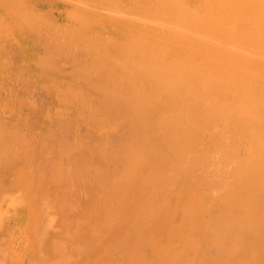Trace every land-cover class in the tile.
<instances>
[{
    "label": "bare ground",
    "instance_id": "obj_1",
    "mask_svg": "<svg viewBox=\"0 0 264 264\" xmlns=\"http://www.w3.org/2000/svg\"><path fill=\"white\" fill-rule=\"evenodd\" d=\"M37 83L56 116L0 115L5 264H264V0H0V104Z\"/></svg>",
    "mask_w": 264,
    "mask_h": 264
},
{
    "label": "rangeland",
    "instance_id": "obj_2",
    "mask_svg": "<svg viewBox=\"0 0 264 264\" xmlns=\"http://www.w3.org/2000/svg\"><path fill=\"white\" fill-rule=\"evenodd\" d=\"M17 57H18V55L17 54H13V58H15V60L17 59ZM30 74V72H27L26 74H25V72H24V75H23V77L24 78H28L29 79V77L30 76H28ZM7 78L8 79H10V80H13V77H11V76H7ZM14 79H17V77H15ZM25 80V79H24ZM4 83L6 82L5 80L3 81ZM5 84H7V82L5 83ZM7 86V85H6ZM32 87H29V89H27V90H31L30 92H28V93H23L22 91H24V90H21V93L19 94L18 92H17V94L16 95H20L19 97H17L16 95V97L14 96V99H13V102H7V103H12V104H10V105H6V103H3V104H0V115H2L1 116V119H2V117L4 118V116H5V118H4V120H6L5 122H8L9 120L10 121H15V118L13 119L12 117V119H6L7 117H8V115H12V116H14V117H16L15 116V114H14V112H15V110H16V112H18V114H22L23 115V113H24V115L25 116H27V119H28V117H29V119H31L32 121H33V125L36 123V125H37V118L39 117H33V115L37 112L38 113V111H36L35 110V106H36V109H39L40 107H42L43 109V111L45 110V109H49L48 110V112L50 111V113L52 112L53 113V115L54 116H56V114H54L55 113V108H56V106H54L55 104H53L54 102V100H50L51 98L49 97V101H48V94L45 96V94H46V92H44V89H42L43 87H42V85L40 84H36L35 86L34 85H31ZM41 86V87H40ZM6 88V87H5ZM18 88H20V87H18ZM31 88V89H30ZM32 88H33V90H32ZM21 89V88H20ZM19 90V89H18ZM17 90V91H18ZM25 94V95H24ZM31 95V96H30ZM32 96H34L33 98H32ZM38 96H40V97H38ZM44 96H45V100H46V102L44 101ZM43 97V98H42ZM19 98V99H18ZM29 99L30 101L28 102L27 101V99ZM39 100V102H37L36 100ZM40 98V99H39ZM22 99V100H21ZM42 99V100H41ZM24 100H25V102H24ZM35 100V101H34ZM43 102L44 101V104L45 105H42V103H40L41 101ZM20 102V103H19ZM23 102H24V104H23ZM48 102V103H47ZM13 103H14V105H13ZM41 104L42 106H40V105H35V104ZM51 104V106H50V104ZM49 104V105H48ZM21 105H23V106H21ZM26 105H29V106H27V107H25ZM30 105H31V107H30ZM47 105V106H46ZM40 106V107H39ZM43 106H46L45 107V109H44V107ZM54 107V109H53V107L50 109L49 107ZM66 107H64V109H65V116H70V118L72 117V115H73V113L72 112H70V111H68L69 110V108L70 107H67V106H69V105H65ZM38 107V108H37ZM18 110H17V109ZM28 108V109H27ZM32 108V109H31ZM15 109V110H14ZM25 109V110H24ZM29 109H30V111H29ZM9 110H12V111H14V112H10ZM27 111H28V113H27ZM36 111V112H35ZM68 111V113H66ZM8 112V113H7ZM71 114H70V113ZM13 113V114H12ZM27 113V114H26ZM36 113V115H34V116H37L38 114ZM51 113V114H52ZM5 114V115H4ZM28 114H31V116H29ZM50 114V115H51ZM4 115V116H3ZM52 116V115H51ZM64 116V117H65ZM31 117V118H30ZM53 117V116H52ZM50 118V121L52 122L51 124H49V126H54V125H52V124H55V122L53 123V121H56V117L54 118ZM9 118V117H8ZM33 118H35V119H33ZM53 119H55V120H53ZM87 119V118H86ZM29 121L30 122V125L32 124L31 122L32 121ZM35 120V121H34ZM9 121V122H10ZM37 121V122H36ZM29 122H28V124H29ZM35 122V123H34ZM11 123V122H10ZM6 125H9V123H5ZM38 126V125H37ZM78 128L80 129V128H83L84 129V126H83V124H80L79 123V125H78ZM52 129V128H51ZM53 129H55V127L53 128ZM82 129V130H83ZM32 131H33V128L31 129ZM36 131V129H34V132ZM32 133V134H36V133ZM80 132L82 133V131H81V129H80ZM104 132V131H103ZM103 132L101 133V135L103 134ZM31 133V132H30ZM32 134H31V137H32ZM29 135V134H28ZM72 150H76V148H72ZM41 161V159H35V162H40ZM29 171L27 170V171H25V170H20V171H16V172H13V173H3L2 174V177H1V179H4V180H6V182H10L12 185H17V184H19L20 182L22 183V181H24L25 179H24V176L28 173ZM49 179V178H48ZM24 185V184H23ZM25 186V185H24ZM17 188H19V186L17 187ZM17 188H11V189H9L8 190V193H10V192H15V191H19V190H22L23 189V187H21V188H19V190H16ZM60 188V187H59ZM60 189H62V188H60ZM25 190V189H24ZM53 190H54V187L53 188H49V189H47L46 191H48V193L50 194V196H48V197H52V198H56V199H58V198H64V199H68V200H70L71 202H72V204H71V210H72V215H73V217H74V220L76 219V217H78V216H80L82 213H83V211H84V209H85V206H84V198H81V199H74L71 195H66V193H65V190L66 189H62L63 190V193H60L59 195H54L55 193H53ZM78 191H79V194L80 195H82V196H84L85 195V191H84V189L83 188H81V187H79L78 189H77ZM4 192H5V190H4ZM92 199V198H91ZM4 208H0V210H3ZM55 215H56V219L60 222V225L59 226H56V229H55V237H56V239L58 238V239H60L61 237L60 236H62V235H64V233H63V229H62V224H61V219H60V215H61V207H60V204H59V202H55ZM71 230H72V235H73V239L75 240V241H79V242H81V243H83L86 239H87V237L89 236V234H91L92 233V231H93V229L92 228H87V229H85V233H84V235H80L79 233H77L75 230H74V227H72L71 226V228H70V232H71ZM70 234V233H69ZM68 238H69V235H68ZM110 238V237H109ZM6 241L8 242V241H10V238L8 239H6ZM7 253V254H6ZM2 252V254H3V259L5 260L4 261V263L2 262V264H5V263H7V262H9V260H10V262L14 259V257L12 256V254H10V253H8V252ZM1 253H0V255H2ZM4 254H6L5 256H4ZM9 254H10V256H9ZM9 257H10V259H9ZM89 258H96V260L95 261H93L91 264H93L94 262H100L101 260H103L105 257H106V255H105V252H104V250L103 249H95L93 252H91L90 254H89V256H88ZM0 261H1V259H0ZM3 261V260H2ZM1 263V262H0Z\"/></svg>",
    "mask_w": 264,
    "mask_h": 264
}]
</instances>
